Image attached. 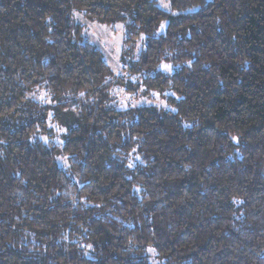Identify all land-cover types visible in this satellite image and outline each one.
Masks as SVG:
<instances>
[{"label":"trees","instance_id":"obj_1","mask_svg":"<svg viewBox=\"0 0 264 264\" xmlns=\"http://www.w3.org/2000/svg\"><path fill=\"white\" fill-rule=\"evenodd\" d=\"M161 3L0 0V264H264V0ZM74 13L143 38L127 91L167 108L108 106Z\"/></svg>","mask_w":264,"mask_h":264},{"label":"rangeland","instance_id":"obj_2","mask_svg":"<svg viewBox=\"0 0 264 264\" xmlns=\"http://www.w3.org/2000/svg\"><path fill=\"white\" fill-rule=\"evenodd\" d=\"M163 0H157L161 7ZM167 6L165 5V9ZM73 18L75 22L81 26L84 40H87L92 46L101 51L103 61L109 67L111 77L108 79L112 84L109 89V103L108 106L115 110H129V108H136L144 106H155L157 108H167L165 98L169 92L158 94L156 92L145 93L142 87L136 85L130 86L131 90L127 91L128 86L136 83L137 74H131L128 71L130 65L135 63L143 52L144 41L143 38L138 39L135 43L126 44V27L122 22H115L112 25L100 24L97 22H89L81 14L74 13ZM164 25L158 30L157 34L162 32ZM159 71L171 73L172 67L170 65H163L158 68ZM38 99H45L43 93L40 92ZM48 101V100H46ZM55 121V122H54ZM51 120V124L47 123L46 134L48 136L40 135V140L44 144H58L60 145L61 135L65 128L77 122L76 117L62 116L59 120ZM83 125V124H82ZM57 165L63 170L68 168L66 157H57ZM149 261L151 264H157L155 254L148 250Z\"/></svg>","mask_w":264,"mask_h":264}]
</instances>
